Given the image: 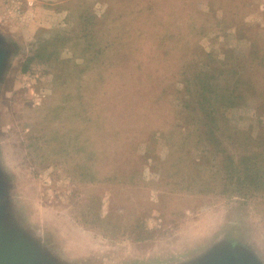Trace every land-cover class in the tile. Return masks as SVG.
Returning <instances> with one entry per match:
<instances>
[{
  "label": "rangeland",
  "instance_id": "obj_1",
  "mask_svg": "<svg viewBox=\"0 0 264 264\" xmlns=\"http://www.w3.org/2000/svg\"><path fill=\"white\" fill-rule=\"evenodd\" d=\"M3 1L1 254L12 264H264V194L209 190L212 156L194 145L201 132L188 122L198 121L197 97L185 86L211 57L232 63L211 71L223 87L259 71L249 49L264 55V0H36L29 23L6 21ZM42 5L60 13L56 22ZM78 12L95 23L80 24ZM84 24L95 41L77 46ZM54 30L73 38L56 42L61 62L26 68L37 34ZM256 78L264 88V72ZM261 101L220 112L264 136ZM46 118L52 125L42 128ZM90 151L102 161L95 182L83 167ZM83 212L113 217L119 235H104ZM139 221L146 238L122 235Z\"/></svg>",
  "mask_w": 264,
  "mask_h": 264
},
{
  "label": "trees",
  "instance_id": "obj_2",
  "mask_svg": "<svg viewBox=\"0 0 264 264\" xmlns=\"http://www.w3.org/2000/svg\"><path fill=\"white\" fill-rule=\"evenodd\" d=\"M78 18L80 24L84 22L91 26L95 23V19H92V14L84 18V16L82 17L80 12H78ZM86 24H84V28H87L86 32L83 35L80 34L82 38L78 37L74 42L77 46H79V44H83V46L84 44L90 45L92 43L91 41H95L93 35L90 36V26ZM42 34L43 32L37 34L36 46L33 49V54L27 58L26 68L35 60L56 64L61 62L59 49L55 48L56 42L65 44V42L73 39L71 36H67L66 33L64 34L61 32V30H54L47 37ZM251 46L258 47L256 40L251 41ZM249 50V55L251 56L249 57L250 63L258 56V62L260 63L259 67H261V69H259V67L257 68L259 70L258 72H264V55L257 54L256 50H252L251 47ZM213 61L214 58L211 57L208 61L209 64L206 63L203 70L196 72L194 78L190 73L185 84L190 95L195 92L197 97V105L194 104L195 106L192 112L197 116L198 121L188 122L190 128L193 130L198 129L201 132L198 133V137L200 138L195 141L194 145L198 147L202 145L200 147L201 149L199 148L201 157L206 159L207 156H212L210 159H212L214 170H210L211 176L208 182L209 190L218 189L216 191L228 195L242 194L244 196H253L254 194H250L247 192L248 190H251L255 194H264V136L262 134L253 135L245 129L232 125L223 113L220 112L223 108L238 107L245 104L249 99H256L259 97L263 99L264 88L260 86L259 78H256L263 76V72L262 74L255 72L253 76L247 77H236L233 75L232 78L225 81L226 87H223L222 80L216 79V75L211 71L216 68L221 71L222 68L232 69L233 67L232 65L226 66V63H230L227 60L216 64H214ZM219 64H221V66ZM59 77L62 76L61 73L57 71L56 82ZM63 80L61 79L57 83L59 86L58 89H62L67 85L68 78H64L63 75ZM62 81L63 83H61ZM261 103V106H263L264 102L261 101ZM45 123L46 124H44L42 128L52 125L51 120L48 118H46ZM207 128H211L210 134L213 137H211L210 140L204 139V144H200V139H203V134L204 138L207 137ZM46 129L48 130V128ZM217 130L220 131V134L216 132ZM45 135L44 132L39 137ZM62 139L63 137L61 136V146H65L64 144L67 143V141H62ZM35 141L36 144L39 143L37 139ZM105 142L106 144L110 142L112 144L116 141L105 140ZM251 145H254L255 148H248ZM87 158L91 160V162L89 165L84 164L83 167H91L89 170H91V177L93 179V172H96L97 177L93 181L95 182L99 180L98 172H100L96 165L101 166L102 161L98 154H94V152L91 151L88 153ZM94 167H96L95 170H92ZM134 167L136 169L137 166ZM143 211L145 210L143 209ZM82 215L86 223L103 227L101 231L104 235H119L118 229L121 224L116 222L113 217H108V219H106L107 217H103L99 219L98 216L94 215L92 218H89L86 212H83ZM140 223L141 221L137 224L133 222L128 232H122V235H126L128 238H132L135 235V239L137 240L146 238V234L142 233L146 231L145 223Z\"/></svg>",
  "mask_w": 264,
  "mask_h": 264
},
{
  "label": "built area",
  "instance_id": "obj_3",
  "mask_svg": "<svg viewBox=\"0 0 264 264\" xmlns=\"http://www.w3.org/2000/svg\"><path fill=\"white\" fill-rule=\"evenodd\" d=\"M7 6L2 13L7 20H18L21 23H29L34 18L36 0H6Z\"/></svg>",
  "mask_w": 264,
  "mask_h": 264
},
{
  "label": "crops",
  "instance_id": "obj_4",
  "mask_svg": "<svg viewBox=\"0 0 264 264\" xmlns=\"http://www.w3.org/2000/svg\"><path fill=\"white\" fill-rule=\"evenodd\" d=\"M41 1L46 4L47 2H52L53 3L56 0H41ZM3 2H4L3 0L2 1L0 0V7L1 8H2ZM41 7H42L41 10L44 13V15H50L52 13V17L51 18L56 19L53 22H56L58 20L57 17H58V14H60V13H58L56 10H53V11L49 10L46 5H42ZM42 25H46V24H42ZM35 29H36V27H35Z\"/></svg>",
  "mask_w": 264,
  "mask_h": 264
},
{
  "label": "water",
  "instance_id": "obj_5",
  "mask_svg": "<svg viewBox=\"0 0 264 264\" xmlns=\"http://www.w3.org/2000/svg\"><path fill=\"white\" fill-rule=\"evenodd\" d=\"M0 61H1V58H0ZM0 65H1V62H0ZM0 74H1V71H0ZM2 189H3V186L0 187V199L2 198V193H3V190ZM0 202H1V200H0ZM1 253L7 254L6 252H0V255H2ZM26 255L27 256H31V257H37V258H40V259L42 257L41 254H34V253L33 254L32 253H27ZM2 257H5V256L2 255ZM3 259H4V261H2V264H12L10 262V260L7 259V256L5 258H3ZM28 264H33V263H28Z\"/></svg>",
  "mask_w": 264,
  "mask_h": 264
}]
</instances>
